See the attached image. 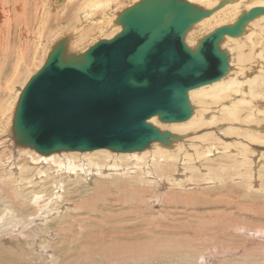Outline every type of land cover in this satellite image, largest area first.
Listing matches in <instances>:
<instances>
[{"label": "rangeland", "instance_id": "obj_1", "mask_svg": "<svg viewBox=\"0 0 264 264\" xmlns=\"http://www.w3.org/2000/svg\"><path fill=\"white\" fill-rule=\"evenodd\" d=\"M90 1L92 0H69L61 7V5H55V0L52 8L57 7L59 10L53 11L52 15L50 14L47 18L41 45L34 47L28 40L27 51L13 50L9 55H1L0 110L4 109L6 114L9 113L7 110L16 96L22 92L28 81L45 63L52 35L68 28L74 21L78 10ZM134 1L137 2V0H121L117 2L119 4L118 7L115 6V9L123 11L135 3ZM31 2L33 0H29L28 4L18 0H7V3L4 2L7 10H3L2 4H0V23L1 17L4 18L5 15L3 13L8 9L21 13V9L19 10L21 4L25 5L27 14L33 11L37 17L38 11L33 10L34 4ZM3 23L2 20L1 25ZM37 26L35 18L26 21L24 18L14 15L9 29V40L12 47L16 44L18 37L24 33V28L33 31ZM254 30L258 35L260 34L257 24ZM107 34L105 37L109 36L108 39H111L118 33L111 36V31ZM263 35L264 33H261V36ZM0 36V40H2L1 38L4 37L3 28ZM92 45L93 43L90 44V46ZM252 51V46L248 44L242 45L240 51L236 53L237 57L235 56V62L232 65V69L236 73L241 69L249 71L248 67L253 65L249 62ZM238 56L241 58L244 56L243 60L240 61L241 58ZM40 58L42 59L40 60ZM190 100L192 105H195L194 99ZM197 106L199 114H201L203 108L200 103ZM158 123L163 125V127L160 126L162 129L175 134H178V131L186 132L188 130L186 133L190 137L189 140L197 141L199 135L202 136L206 133L205 127L198 126L193 122L185 125L188 123L187 121L180 127L173 126L177 124ZM249 130L256 135H261V133L246 127L242 132L246 135ZM222 140L228 142L232 139L223 136ZM4 142L8 141L4 140ZM237 142L232 146H235L236 150L240 149L237 147L246 143ZM258 143H264V135ZM8 144L10 145L9 142L6 145ZM0 150V155L6 151L1 148ZM10 150L7 153L14 152L12 149ZM256 151L257 154H263L261 156L264 158V147H258ZM231 153L237 154L235 151ZM231 153L217 152L207 155L208 162L203 161L202 163L211 171H203L204 174L199 172L203 175H215L221 179L223 176V181L216 183L213 180L214 182L206 184L203 183L202 175H195L191 188L188 187V182L184 181V186L172 189L169 194L162 196L161 201L157 197L159 193L157 188L149 190L150 184L142 181L144 179L132 181L127 177L125 180H118L112 179V176H104L105 179L102 181L84 180L83 183L86 187L84 185L75 190L74 182L68 178L64 196L72 201L73 205L70 207V204H64L66 206H61L63 208L61 214L60 212L56 215L52 213V216L47 212L43 214L45 210H40L36 205H33L29 210L22 209L23 201L29 204L28 200L32 194L39 190L43 189L44 195L49 196L53 189L50 184L45 188L35 185L34 188L26 187L24 189L25 187L19 188V186L13 185L14 182L8 180V177H4L5 179L0 180V195H3L0 196V236L2 235L0 237V264H264V162L255 167L253 160L242 161L240 157H237L238 160L235 161V159L226 158V156H232ZM110 154L114 155L115 153L110 152ZM136 155L139 153L129 154V156ZM211 159L212 161H210ZM126 161L128 164L130 163L129 160ZM26 162H28V158L24 157L19 161V165L29 167ZM0 165V174H4V165L2 163ZM230 166H232L231 169ZM33 173L35 172L30 171L29 168L25 177H30ZM60 174L64 175L62 172ZM49 175H55V172L51 171ZM116 175L120 176V174ZM65 176L71 175L65 174ZM99 178L101 177L96 179ZM47 201L42 205L50 206L58 200ZM31 203L35 204V201L32 200ZM55 206L59 208L60 205L56 203ZM36 214L41 215L38 217ZM62 214L64 217L60 220L58 216L60 217ZM61 227H64L63 230ZM68 231L70 232L68 233ZM9 232L12 236L9 235ZM224 257L227 259V263H225Z\"/></svg>", "mask_w": 264, "mask_h": 264}, {"label": "water", "instance_id": "obj_2", "mask_svg": "<svg viewBox=\"0 0 264 264\" xmlns=\"http://www.w3.org/2000/svg\"><path fill=\"white\" fill-rule=\"evenodd\" d=\"M63 0H58L61 3ZM233 0L206 10L188 0H139L117 15L122 30L82 53L58 41L22 90L13 117L16 145L49 156L62 152H143L171 147L184 135L151 123L189 121L190 92L231 72L226 38H239L264 7L187 44L193 27Z\"/></svg>", "mask_w": 264, "mask_h": 264}, {"label": "bare ground", "instance_id": "obj_3", "mask_svg": "<svg viewBox=\"0 0 264 264\" xmlns=\"http://www.w3.org/2000/svg\"><path fill=\"white\" fill-rule=\"evenodd\" d=\"M18 1L21 3L23 2L24 4L29 3V0H18ZM68 1L69 0H63L61 3H58V0H56L57 3L56 4L55 0H33V2L31 3L34 4L33 10L35 12L38 11L36 14L37 17H35L33 11L27 14L25 12V5L22 4L19 6V10L21 9L22 11L21 13H17L15 10H11V9L5 11L3 13L5 14L4 18L1 17V23L2 20L4 21V23L5 22L7 23L5 24L3 23L2 25L0 23L1 25L0 35L2 28L4 32V37L1 38L2 40H0L1 41L0 58H2L1 55L11 54L13 50H18L20 52L27 51L26 48H28V46H26V44L28 40L32 42L34 47L36 46L38 47L39 45H41V41L44 33V25L47 21V18L50 16L51 13H53V11L59 10V8L57 7L52 8L54 7V3L56 6L61 5L62 7V5L67 4ZM120 1L121 0H92L82 9L78 10V13H76L74 16L73 19L74 21L68 28L56 32L52 35L50 39V49L47 52L46 59L49 53L51 52L52 47L58 41L66 37H70L68 44L69 51L75 53H82L87 51V49L91 47L90 44L93 43V45H95L97 42L100 41V39L101 40L113 39L115 36L111 39H108L109 36L108 37L105 36L108 35L107 33L111 31H112L111 36H113L115 33L121 32V27H118L119 25H117L115 22L117 18L115 16H117L119 13L122 12L121 10L119 11V9L118 10L115 9V6L118 7L119 4V3L117 4V2ZM138 1L139 0H137V2ZM188 1H190L191 3H195L201 8L210 10V9H214L218 5V3L222 0H188ZM4 2L7 3V0H1L0 4H2L3 10H7ZM254 7H264V0H233V3H227L222 9H220L216 13H213V15L210 18L204 19L200 23L196 24L192 30H190L186 39L187 44L190 47L191 46L194 47L202 37L213 32L215 29L227 25L228 26L234 25L239 19V17L243 14V12H248L250 9ZM14 15L20 16L24 18L26 21H30L32 18H35L38 26L35 27L33 31L29 30V28H24L23 29L24 33L18 37L16 44H14V46L12 47V43L9 40V36H10L9 29H10L11 20ZM256 24H257V28H260L259 35L254 30ZM261 33H264V16L249 22L246 25L244 33L241 37L239 38L227 37L226 42L222 45V48L226 49L231 55V67L235 62L236 53L240 51L242 45L243 46L248 44L249 46L251 45L253 51L249 62L253 63V65L248 67L249 71H247V69L246 71L241 69L238 73H236L233 69H231L233 71H231L224 79L215 82L213 84L195 89L190 92L191 95L190 99L191 98L194 99L195 105L194 104L193 105L196 109L194 113L195 115H193L194 116L193 119L190 122L188 121V123L185 125H188L189 123L193 122L198 126L205 127L204 128L206 129L205 134H203L202 136L199 135V137H197L198 138L197 141H194V140H189L190 137H188V134L186 133L188 130L186 132L178 131L179 133L178 132L176 133H178L179 135H184L183 140H179L178 142L174 143L171 147H167V148L163 147L159 143H154L151 146L152 148L150 147L151 149L148 148L143 152H135V153H139V155L136 156H129V154L131 153H115L114 155H111L110 154L111 151L108 150H97L93 152L70 151L67 152L68 154L63 152L61 154L55 153L49 156H44L35 152L34 150L23 148L16 145L13 139L14 136L12 133V124H13V117H14L17 101L21 94L20 92L18 96H16L15 100L11 103L9 109L7 108L8 109L7 111H9L8 114L4 112V109L0 110V148L2 150L6 149L4 154L0 155V164L2 163V165H4L3 168L4 174L1 172L2 174H0V180L5 179L4 177H8L9 178L8 180H12L14 182L13 185H16L17 187L19 186V188L25 187L24 189H26V187H33L35 185H38V187L41 186L42 188L43 187L45 188L47 187V185L50 184L51 185L50 187H52L53 189L51 190L52 192L49 193L50 194L49 196L44 195V191L42 192L43 189L39 190V192L32 194L30 200H28L29 204H26V202L23 201L24 206L22 209L26 208L27 210H29L33 205H36V207L38 206L40 210L42 209L45 210L44 213L42 212L43 214L47 212V213H51L52 216V213H55L56 215V213L60 212L61 214V211H63L62 207L66 206L64 204H70V207L71 205H73L72 201H69L64 196L66 193V186H67L66 179L68 178H71L72 181L74 182L75 190H78L80 189L81 186L85 185L83 183L84 180H87L89 182H93V180L102 181L103 179H105L103 178L104 176L107 177L112 176V179L116 178L118 180H125L127 179V177L132 179V181H136L138 179H144L142 181L150 184L148 188L149 190H153L157 188V190L159 191L157 197H159L161 201L162 196H165V194L167 193L169 194V192L172 189H176L181 186H184L185 185L184 181L188 182L187 185L188 187L191 188L192 186L191 183L195 175H202L203 183L205 182L206 184L208 182L215 181L217 183L218 181H223L222 180L224 179L223 176L221 179L220 177H216L215 175H203L204 174L203 171L204 172L211 171L210 168H208L205 164L202 163L203 161H206V163L208 162L207 155H212L217 152L231 153L235 151V153L237 154L234 155V153H231L232 156H226V158L231 160L235 159V161L238 160L236 159L237 157H240L242 161L253 160V165L255 167H258V165L264 162V158H262L261 156L263 154H257L256 151L258 147H264V143L263 144L258 143V141L262 139V135H264V35L261 36ZM243 58L244 56L240 59V61H242ZM41 59L42 58H40V60ZM20 65L22 66L23 64ZM198 103H200L203 108L201 114H199V110L197 106ZM158 122L159 121L157 120V118L151 120V123L159 127L161 130H164L161 128L163 127V125H160ZM181 124L184 123H179L173 126L175 127L183 126ZM245 127L248 129H253L261 133V135H256L254 132H251L250 130L249 133H247L248 135L247 134L244 135L242 130ZM212 129H214V131H212ZM189 134L190 136H192L190 132ZM223 136H225V138L227 139H232V140H228L230 144L226 140H222ZM4 140L5 141L7 140L10 143V145L9 144L6 145L8 142L6 143L4 142ZM237 141H239V143H241V141L246 142L247 144L245 143L244 145L237 147L240 149L236 150L235 146L234 147L232 146L234 144L236 145L238 143ZM9 148L12 149V151H14L15 153L14 152H13L14 154L11 152L7 153L10 150ZM111 153L113 154V152ZM24 157L28 158V162H26V164L29 165V167L28 166L24 167L23 165L21 166L19 165V161ZM126 160H129L130 163L128 164V161ZM210 161H212V159ZM238 167L240 168V166ZM29 168L30 171H34L35 173H33V175L30 177H25L26 171L27 169L29 170ZM231 168L232 166H230V169ZM51 171H54L55 175H49ZM60 172L64 173V175L63 174L61 175ZM199 172H202L203 174H200ZM65 174L71 176L67 177L65 176ZM116 174H120V176ZM213 176L215 178H212ZM97 177H101V178L96 179ZM207 178L209 179L207 180ZM38 179L39 181H37ZM77 183H78L77 185L78 187L76 186ZM160 191L162 192L160 193ZM52 199H54L55 201L58 200L56 203L60 205L59 206L60 210H58L59 208L55 206L56 203H53L50 206L42 205L48 202L47 200L51 201ZM32 200L33 202L35 201V204L31 203ZM36 215L38 216V214ZM62 217H64L63 214L60 217L58 216L60 220ZM16 232L18 233V231ZM20 232L22 231L20 230ZM69 232L70 231H68V233ZM64 233L66 232L64 231ZM9 235H11L10 232ZM36 235H38V233H36ZM3 237H5L4 234ZM225 261H226L225 263H227V259Z\"/></svg>", "mask_w": 264, "mask_h": 264}]
</instances>
